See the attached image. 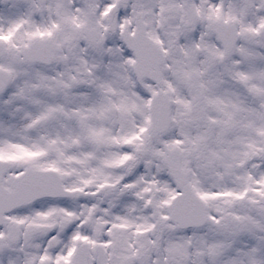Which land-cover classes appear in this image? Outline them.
Returning a JSON list of instances; mask_svg holds the SVG:
<instances>
[{
  "label": "snow or ice",
  "instance_id": "1",
  "mask_svg": "<svg viewBox=\"0 0 264 264\" xmlns=\"http://www.w3.org/2000/svg\"><path fill=\"white\" fill-rule=\"evenodd\" d=\"M0 264H264V0H0Z\"/></svg>",
  "mask_w": 264,
  "mask_h": 264
}]
</instances>
